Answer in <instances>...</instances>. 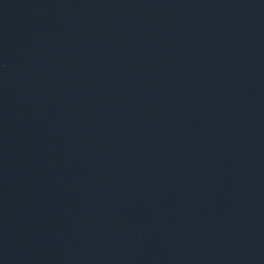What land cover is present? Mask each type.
Listing matches in <instances>:
<instances>
[{
	"label": "water",
	"instance_id": "obj_1",
	"mask_svg": "<svg viewBox=\"0 0 264 264\" xmlns=\"http://www.w3.org/2000/svg\"><path fill=\"white\" fill-rule=\"evenodd\" d=\"M0 264H264V0H0Z\"/></svg>",
	"mask_w": 264,
	"mask_h": 264
}]
</instances>
